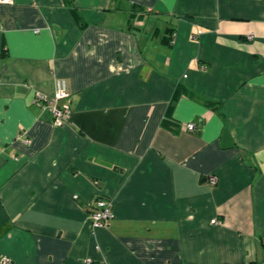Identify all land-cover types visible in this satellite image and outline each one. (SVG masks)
Returning <instances> with one entry per match:
<instances>
[{"label":"crops","instance_id":"1","mask_svg":"<svg viewBox=\"0 0 264 264\" xmlns=\"http://www.w3.org/2000/svg\"><path fill=\"white\" fill-rule=\"evenodd\" d=\"M3 52L0 264H264V0L0 2Z\"/></svg>","mask_w":264,"mask_h":264},{"label":"built area","instance_id":"2","mask_svg":"<svg viewBox=\"0 0 264 264\" xmlns=\"http://www.w3.org/2000/svg\"><path fill=\"white\" fill-rule=\"evenodd\" d=\"M13 0H0L3 3H11ZM67 93L58 91L55 96H47L43 93L37 94V100L43 108L51 107L54 113V123L56 125H63L71 118L72 108L68 106H60L59 100L66 97ZM187 127L190 130L196 129L195 123H189ZM214 181H216L214 179ZM114 217L113 201L111 199L97 196L94 200V205L91 210V218L94 228L106 227L111 219ZM4 264H12V260L8 256L2 258Z\"/></svg>","mask_w":264,"mask_h":264},{"label":"trees","instance_id":"3","mask_svg":"<svg viewBox=\"0 0 264 264\" xmlns=\"http://www.w3.org/2000/svg\"><path fill=\"white\" fill-rule=\"evenodd\" d=\"M163 42L168 44V43H170V40H169V38H164L163 39ZM4 55H5V52H3L2 54H0V56H4Z\"/></svg>","mask_w":264,"mask_h":264}]
</instances>
